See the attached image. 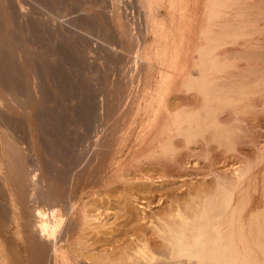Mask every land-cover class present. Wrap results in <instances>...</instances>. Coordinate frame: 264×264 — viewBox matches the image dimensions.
Listing matches in <instances>:
<instances>
[{
	"label": "bare ground",
	"instance_id": "obj_1",
	"mask_svg": "<svg viewBox=\"0 0 264 264\" xmlns=\"http://www.w3.org/2000/svg\"><path fill=\"white\" fill-rule=\"evenodd\" d=\"M2 2L0 33L2 19H5L3 22L8 28L16 8L14 0H10L9 5ZM204 3L206 23L203 24L206 25L201 23L204 27L200 26L201 34L197 36L202 44L196 45L195 51L192 49L197 55L191 59L196 62H192L193 66H190L193 70L189 67L180 85L186 92L196 91L201 97V109H147L130 119L123 118V121L131 120L132 126L127 129L117 125L104 133L105 138L96 136L94 152L96 159L103 158V172L100 178L95 176L92 188L85 194L77 193L81 180L78 168L82 159L76 157L77 152L75 154L64 148L60 160L51 163L50 158V163L42 165L45 168H41L44 171L39 180L36 173L40 167L36 166L37 170L31 172L27 157L18 143L5 133L0 135V198L5 201L0 203V237L7 238L8 226H16V234L24 242L25 259L16 257L13 259L15 264H93L92 260H89L90 263L82 260L80 254L71 255L75 252L72 253L73 246L79 248L85 245V231L93 227V223L89 225L91 212L87 205H81L85 199L97 202L98 210L111 201V197L108 201L104 198L109 193L122 192L128 201L136 202L140 197L135 193H153L154 190L146 187V190L134 192L138 189L134 188L132 192L131 177L144 176L149 182L152 177L148 172L158 170L163 171L160 176L164 179L186 177L191 173L188 167L190 159L202 157L206 161L211 159L209 166L204 164L212 171L214 156L221 149L224 152L220 151L222 156L232 153L242 162L243 166L235 177L217 178L213 191L202 197L194 195L192 198L191 195L186 204L167 214L168 217L154 227L160 246H150L149 239L138 235L136 239L140 244L133 248L136 254L119 261L122 264H264V148L261 146V143L264 144V0H256L252 5L242 0H206ZM230 8L231 12L234 9L238 14H234L237 21L233 23H230L233 18L228 17L234 13H230ZM226 17L230 19L229 23ZM226 40L237 44L233 43L237 46L233 64L227 62L225 54L222 60L219 53ZM3 43L0 41V88L24 95L27 91L22 92L26 84L23 75H17L12 63L14 60L7 57V53L12 57H21L16 50L18 46L14 51L12 45L5 46ZM232 67H235L234 72ZM1 98L0 108L6 107L5 103L10 104L9 100ZM228 108L234 114L229 122L222 116ZM1 114L0 109V118ZM139 120L142 124L138 128L134 124ZM130 143L137 146L132 153L127 152ZM58 161L72 164L76 174L71 172L73 169L69 165L68 170L74 174L65 173V169L63 172L66 166L63 163L59 165ZM113 163H116L115 167ZM129 207V203L124 207L126 215L130 216L127 220L125 218L126 222L133 219L132 208ZM93 218L97 220L99 217ZM98 228L91 231L93 236L99 233ZM101 228L103 230L104 227ZM100 232L103 234L101 229ZM95 242L94 246L99 244ZM4 249L1 245L0 264H7L8 261ZM113 260L111 262L115 264ZM100 261L99 264H112L110 261L102 263L103 259Z\"/></svg>",
	"mask_w": 264,
	"mask_h": 264
},
{
	"label": "rangeland",
	"instance_id": "obj_2",
	"mask_svg": "<svg viewBox=\"0 0 264 264\" xmlns=\"http://www.w3.org/2000/svg\"><path fill=\"white\" fill-rule=\"evenodd\" d=\"M9 1L4 0L2 4L9 5ZM204 1L206 0H14L16 8L11 25L6 28L5 19H2L4 22H1L3 29L0 38L3 41H0L5 42V46L12 45L14 51L21 54V57H12L7 53V57L14 60L12 63L15 64L17 75H23L27 90L24 87L22 92L28 93L24 92L23 95L19 91L9 92L0 88V99L6 98L10 103H5L6 107L0 108V135L5 133L18 143L27 157L31 172L40 167L36 173L38 179L42 177L44 166L58 160L64 148L77 152L76 157L82 158L78 168L81 180L77 193L85 194L92 188L93 180L97 176L100 178L103 172V158L96 159L94 152L93 142L96 136L105 138L106 132L117 125L127 129L132 126L131 120L123 121V118L130 119L139 113L143 114L147 109H201V97L196 91L186 92L180 85L184 79L182 77L187 76L189 67L193 66L192 62H196L191 59L197 55L192 49L195 51L196 45L202 44L197 36L201 34L199 28L206 25L203 24L206 23ZM254 1L256 0H242L251 5ZM231 9L230 13H234L228 17L233 19L230 22L226 17L228 23L237 21L234 16L236 11H233L235 8L232 12ZM4 27L9 30H4ZM216 31L220 32V29L216 28ZM231 41L226 40V45L221 47L219 53L222 60L227 55L225 59L233 64L237 44L229 43ZM17 46L20 48H16ZM233 69L232 72L235 67ZM31 85L34 88L30 89ZM229 109L222 115V119L228 122L234 117ZM141 124L139 120L134 126L139 128ZM112 143L113 141L110 145ZM130 144L128 153L137 149L136 145ZM261 144L264 148V144ZM220 151L223 152L222 149ZM220 151L219 154L215 152L218 157L214 156L212 171L207 168L211 159L206 161L202 157L200 160L190 159L188 167L191 173L186 177L164 179L160 176L163 175L160 170L148 172L152 177L149 182H146L144 176L131 177L132 192L137 188L134 192L150 187L154 190L153 193H133L140 197L136 202L131 199L128 201L122 192L109 193L104 198L108 201L111 197V201L98 210L97 202L85 199L81 205H87L91 212L89 225L93 223V227H90V231H85L87 234L85 233L83 243L87 246L81 245V249L73 246L71 250L72 253L75 252L71 255L80 254L82 260L89 263L92 260L93 264L102 259V263L114 259L115 264H118L117 261L122 264L121 259L125 260L128 255L136 254L133 248L140 244L136 239L138 235L146 237L145 240L149 239L150 246H160L154 227L163 218L191 200V195L192 198L194 195L205 196V193L213 191L217 178L232 179L242 168V162L236 156L232 153L222 156ZM116 160L113 162H117ZM61 163L63 162L58 161L59 165ZM65 164L64 167L72 166L70 168L73 171L68 170L69 167L60 169L67 171L65 173L69 175L74 174L75 167ZM113 164L115 167L116 163ZM42 167L44 168L41 170ZM97 169L101 171V175ZM2 201L5 203L0 198V203ZM149 202L152 203L149 205ZM127 203L132 208L133 219L126 222L130 217L124 210ZM92 216L99 217V221ZM100 226L106 229L102 230ZM93 228L99 229V235H92ZM7 231V238L0 237V246L5 248L7 264H15L14 258L25 259L22 247L24 242L16 234L15 225L8 226ZM94 242L99 244L94 246Z\"/></svg>",
	"mask_w": 264,
	"mask_h": 264
}]
</instances>
